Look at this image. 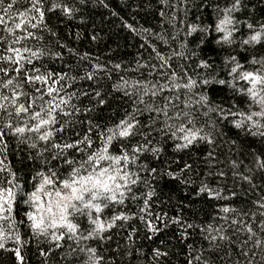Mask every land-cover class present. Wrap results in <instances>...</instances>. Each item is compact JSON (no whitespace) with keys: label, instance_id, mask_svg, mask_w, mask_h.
<instances>
[{"label":"snow or ice","instance_id":"obj_1","mask_svg":"<svg viewBox=\"0 0 264 264\" xmlns=\"http://www.w3.org/2000/svg\"><path fill=\"white\" fill-rule=\"evenodd\" d=\"M87 3L0 0V264H28L33 247L40 264L57 251L62 264H116L109 253L130 258L137 233L167 230L183 264H264V0H159L172 34L142 30L164 47L145 40L135 70L147 73L112 84L127 107L107 120L100 86L72 85L121 64L93 62L49 23ZM65 53L88 63L69 75ZM165 179L187 193L171 215ZM170 255L158 246L147 259Z\"/></svg>","mask_w":264,"mask_h":264},{"label":"trees","instance_id":"obj_2","mask_svg":"<svg viewBox=\"0 0 264 264\" xmlns=\"http://www.w3.org/2000/svg\"><path fill=\"white\" fill-rule=\"evenodd\" d=\"M69 2L71 3V0ZM105 4L108 7H105ZM160 9L159 0H104V3H100V0H88L87 5L81 8L77 18L72 21H65L60 24L56 17L49 18V23L55 26L65 38V43L69 47L77 49L80 53L87 52L93 62H96L97 58H99V62L104 63L108 68H111V65L115 63L121 64V70L112 69L107 76H98L96 81H79L72 85L73 90H87L88 86L91 88H96L97 85L100 86V90L109 101V106L102 113L105 120L113 116L114 113L116 115L121 114L123 109L127 107L124 100L121 99V93L113 92L112 84L117 83L121 76L126 79H133L138 78L142 72L146 75V69L135 70L137 60L141 57L147 60L151 52L145 40L159 48L164 47L154 36L144 33L142 30L147 28L162 35L172 34L173 30L169 24L168 16L166 15L162 18ZM113 12L116 15H113ZM165 12L167 13L168 10L165 9ZM80 16H83V22H81ZM125 22L135 28L139 34L125 28L123 26ZM77 28L82 33L78 41L74 38ZM70 30L73 34L72 37H69ZM89 33H98V39L92 41ZM141 37H144V39ZM64 63L68 65V68H64V71L71 69L69 75H72L77 71H82L83 65L88 62L80 61L76 56L70 58L65 53ZM51 66L57 70L62 68L60 61L55 62ZM84 102L87 103V101ZM13 163L18 165L15 159H13ZM161 166H163V162ZM157 190L162 201L161 208L167 211L169 215L175 211L177 200H184L187 195L186 190L182 186L169 182L167 179L159 181ZM167 198H172L171 204L163 203ZM193 208L203 209L199 213V217L204 219H206L204 214L210 211L209 206L204 204L203 201L195 202ZM188 214L191 215L190 210H188ZM136 223L139 225V221ZM162 240L165 242L164 244H161ZM118 242L121 245L124 243L120 236H114L111 247L115 249ZM158 246L170 247L171 255L168 258V264H183L184 256L178 253L184 246L173 238L172 230H167L163 235L157 234L152 240L145 239L143 231L137 233L135 244L132 247L133 254L130 258L126 257L123 261L120 259L119 253L110 252L109 254L115 258L116 264H129V261H131V264H151V261L147 258L151 256V248ZM66 247L67 243L65 242V249ZM137 247L143 253L139 258H137ZM121 252H123V248H121ZM27 257L28 264H40L41 258L34 247L28 250ZM48 264H62L59 251H57L55 256L50 255L48 257Z\"/></svg>","mask_w":264,"mask_h":264}]
</instances>
